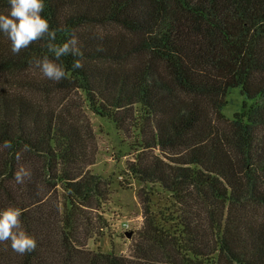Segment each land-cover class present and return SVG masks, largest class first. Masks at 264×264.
Masks as SVG:
<instances>
[{
	"label": "trees",
	"instance_id": "obj_1",
	"mask_svg": "<svg viewBox=\"0 0 264 264\" xmlns=\"http://www.w3.org/2000/svg\"><path fill=\"white\" fill-rule=\"evenodd\" d=\"M42 15L55 40L14 54L0 34V210L22 209L37 241L25 254L0 243V264H264V0H45ZM73 34L78 70L48 49ZM45 56L66 79L42 74ZM233 90L246 102L230 119ZM76 96L131 134L128 176L173 199L168 213L146 206L127 255L89 247L110 228V193Z\"/></svg>",
	"mask_w": 264,
	"mask_h": 264
},
{
	"label": "rangeland",
	"instance_id": "obj_2",
	"mask_svg": "<svg viewBox=\"0 0 264 264\" xmlns=\"http://www.w3.org/2000/svg\"><path fill=\"white\" fill-rule=\"evenodd\" d=\"M75 99L78 114L83 116L93 132V138L88 141L94 160L90 170L109 184L110 193L105 215L106 225L110 228L99 230V236L89 242V247L105 254L127 255L136 242L137 232L144 226L146 206L155 213H168L165 210L172 208L173 199L159 186L146 185L128 176V165L136 156L131 149L134 142L131 134L119 132L111 121L92 113L80 96ZM227 102L223 112L232 119L243 111L246 100L239 90H233L229 92ZM94 222H97L96 218ZM96 225L101 227L100 222Z\"/></svg>",
	"mask_w": 264,
	"mask_h": 264
},
{
	"label": "clouds",
	"instance_id": "obj_3",
	"mask_svg": "<svg viewBox=\"0 0 264 264\" xmlns=\"http://www.w3.org/2000/svg\"><path fill=\"white\" fill-rule=\"evenodd\" d=\"M10 11L8 15H0V34H3L11 42V51L19 54L22 49L28 48L34 41L40 40L47 34L51 40H55L57 33L50 28L48 19L42 15L45 10V0H8ZM48 49L54 53L56 60L71 55L74 59L71 70L83 68V51L79 46L78 37L74 34L62 44H49ZM36 66L49 80L60 82L68 76V69L63 63H56L45 56L42 60L35 61ZM4 148L11 149L12 143L5 141ZM28 146L25 145V149ZM21 154L17 152L15 159L19 161ZM31 172L21 167L15 173V180L22 184ZM23 210L9 207L0 210V243L11 241V248L19 254L31 253L37 248L35 237L28 234L22 227Z\"/></svg>",
	"mask_w": 264,
	"mask_h": 264
},
{
	"label": "water",
	"instance_id": "obj_4",
	"mask_svg": "<svg viewBox=\"0 0 264 264\" xmlns=\"http://www.w3.org/2000/svg\"><path fill=\"white\" fill-rule=\"evenodd\" d=\"M130 236V235H129Z\"/></svg>",
	"mask_w": 264,
	"mask_h": 264
}]
</instances>
